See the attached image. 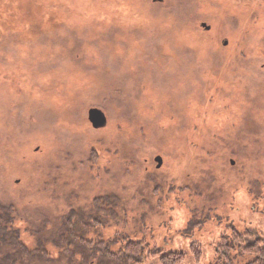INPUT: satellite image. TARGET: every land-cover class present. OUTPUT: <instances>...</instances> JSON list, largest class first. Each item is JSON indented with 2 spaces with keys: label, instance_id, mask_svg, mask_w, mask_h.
I'll list each match as a JSON object with an SVG mask.
<instances>
[{
  "label": "rangeland",
  "instance_id": "rangeland-1",
  "mask_svg": "<svg viewBox=\"0 0 264 264\" xmlns=\"http://www.w3.org/2000/svg\"><path fill=\"white\" fill-rule=\"evenodd\" d=\"M0 216L53 264H106L56 256L69 219L109 253L264 237V0H4Z\"/></svg>",
  "mask_w": 264,
  "mask_h": 264
},
{
  "label": "trees",
  "instance_id": "trees-1",
  "mask_svg": "<svg viewBox=\"0 0 264 264\" xmlns=\"http://www.w3.org/2000/svg\"><path fill=\"white\" fill-rule=\"evenodd\" d=\"M4 0H0L2 5ZM82 217H77L75 220L80 222ZM1 219V216H0ZM71 220L66 221V227L64 228L62 235H58L57 242L48 243L56 249L57 255L61 258H65L68 262H75L76 257L83 258L85 261L88 259L98 260L102 259L106 264H203L205 259V250L212 255V259L208 264H264V237L259 235L254 230H245L241 233L234 229L226 230V232L220 234L214 240L209 241L206 245H199V247L192 246L189 248V253H177L175 251H165L157 249L153 246L152 249L146 247L145 241L134 242L127 240L122 242V247L116 253H109L107 251V245L103 244V248L100 246H94L93 243H86L82 239L84 236H78L82 234L74 228ZM9 229V228H8ZM7 226L3 227V232H0V247H9L12 250H18V254L28 261H37L39 257L43 264H53L54 258L45 250L43 244L39 242L37 248L33 250H27L19 241V237L14 235L12 237V231ZM79 243L74 242L78 240ZM101 244V245H102ZM95 245V244H94ZM93 250L90 255H86L87 250ZM99 247V248H97ZM90 248V249H88ZM57 259V257H55ZM11 259V256H9ZM60 260V259H58ZM97 264V262H96Z\"/></svg>",
  "mask_w": 264,
  "mask_h": 264
},
{
  "label": "water",
  "instance_id": "water-1",
  "mask_svg": "<svg viewBox=\"0 0 264 264\" xmlns=\"http://www.w3.org/2000/svg\"><path fill=\"white\" fill-rule=\"evenodd\" d=\"M202 27H204L205 30H209V27L206 26L205 24H202ZM88 121L91 123V125L94 128H102V127H105V125H106V117H105L104 113L98 109L88 110ZM155 162L157 164L156 168L157 169L160 168L162 165L161 157L157 156L155 158ZM231 164L233 165V161H231Z\"/></svg>",
  "mask_w": 264,
  "mask_h": 264
},
{
  "label": "flooded vegetation",
  "instance_id": "flooded-vegetation-1",
  "mask_svg": "<svg viewBox=\"0 0 264 264\" xmlns=\"http://www.w3.org/2000/svg\"><path fill=\"white\" fill-rule=\"evenodd\" d=\"M224 45H225V44H224ZM91 126H92V125H91ZM92 127H93V126H92ZM95 129H97V130H98V129H100V128H95ZM154 161H155V158H154ZM162 163H163V162H162ZM161 166H162V165H161Z\"/></svg>",
  "mask_w": 264,
  "mask_h": 264
},
{
  "label": "bare ground",
  "instance_id": "bare-ground-1",
  "mask_svg": "<svg viewBox=\"0 0 264 264\" xmlns=\"http://www.w3.org/2000/svg\"><path fill=\"white\" fill-rule=\"evenodd\" d=\"M93 129H95L94 127H92Z\"/></svg>",
  "mask_w": 264,
  "mask_h": 264
}]
</instances>
